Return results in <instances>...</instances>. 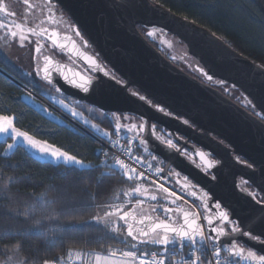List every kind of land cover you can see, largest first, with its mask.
<instances>
[{
    "label": "snow or ice",
    "instance_id": "1",
    "mask_svg": "<svg viewBox=\"0 0 264 264\" xmlns=\"http://www.w3.org/2000/svg\"><path fill=\"white\" fill-rule=\"evenodd\" d=\"M24 3L33 12L37 7L39 8L43 17L40 23L46 26L37 30V26H28L24 20L18 21L16 19L17 13L11 11L7 4L0 0V13L4 14L0 18V41L3 42L0 44V65H10L13 69H16L17 66L9 55V49L13 45L25 48L28 44H34L33 68L32 71L26 73L31 78L29 83H32L34 87H39L40 85L35 79L39 77V80L50 86V90L63 94L57 83L58 80L62 79L65 84L82 94L80 99H86L91 105L98 106V108H89L85 111H98L100 117L104 119L111 117V120L115 121L113 131L126 130L132 133L131 140L136 144L137 149L143 146V152L148 153L151 157L150 161H146L143 156L135 155L131 144L125 147L119 144L118 141L112 142L111 133L104 131L96 124H92L91 127L95 128L97 132H102L103 137L108 138L109 147L116 149L119 154L110 156L107 148H98L95 154L98 158L103 157L101 163L95 166L86 164L84 160L78 159L76 155H70L69 152L58 147L36 141L27 131L17 127L18 117L15 114H5V110L0 109V142L6 145L4 155L9 159L16 151L26 147L37 154L44 163L54 164L57 168L63 165L70 171L99 172L100 175L96 178L97 184L103 183L105 178L113 176L117 172L123 178V182L129 184V189L123 191V196L127 199L122 200L121 203L105 202L99 205L95 204L93 199L88 206L98 208L99 211L89 221L80 222L82 228H90L94 225L102 226L99 229L100 231L105 234L111 233L112 239H119L126 246L125 249L106 250L107 254L103 258L97 255L96 264H241L242 261L245 264H253V262L254 264H264V254L246 250V247L240 243L242 237L264 243V239L261 238L264 236V187L261 188L260 192L247 193L254 202L252 205L253 213L249 216H241L227 202L222 204L220 198L215 196V186H210V181L206 178L204 187L208 188V191L191 184L187 176L183 177L184 183L179 185L182 192L200 202L198 207L202 211H183L181 213L178 209L165 205L163 201H168L169 205H175L177 200L182 197L177 196L175 191L165 187L163 182L157 184L156 181L149 180L153 164L163 163V160H157V156L153 153H159L164 159L176 162L177 167H179V155L187 156L189 153L186 147H178V144L174 142V134L169 133L164 134L168 137L167 139L157 136L156 140L159 143L150 148L149 141L153 133L156 132V124L150 123V121L159 120L160 117L157 113L172 117L173 111L167 109L172 108L173 105L167 100L161 99L159 89L152 84H142V91L132 90L128 85L119 87L118 85L122 81L117 80L114 73L110 76V73L98 62L99 53L90 55L80 51L76 39L85 48L91 46L81 34L80 28L75 26L76 21L69 22L63 19V11L60 7L61 0H43V3L38 6L29 4V0H24ZM113 3L115 4V0H113ZM115 7L118 10L123 9L129 13L135 12L137 14L155 11L154 8L149 6L148 0H123L122 3L115 4ZM184 20L186 23L161 17L154 22L141 21V27H144V36L148 41L165 45L167 49H172L175 42L158 39V37L167 36L165 28H170L184 35L185 39L192 45L193 51L204 59L208 69L206 71L203 67H198L196 71L206 78L209 84L224 88L227 94L231 95L232 90L236 87L235 84L227 85V81L231 77L232 65L229 63L218 64L205 58L202 55V45L205 43L204 34L194 27L195 21H187V17ZM146 23H152L153 26L147 28L145 27ZM160 23L164 26L156 27V24ZM61 31L66 33L63 37H61ZM68 32L71 35H68ZM73 37L76 39H73ZM61 40L65 42H60ZM46 41H50L51 47L58 48L61 53H74L81 63L70 68L67 65H61L59 61L54 62L51 56L42 52ZM67 42L71 43V48L68 47ZM229 56H231V53H229ZM68 58L73 64L76 63L72 56ZM171 59L176 60V57L172 56ZM189 67L192 66L189 65ZM259 67L264 69V64ZM0 71H3V68H0ZM69 72L72 73L71 76L67 74ZM97 73H102V76L97 75ZM222 73L224 78L217 79L216 77ZM109 76L110 79H104V77ZM112 81H116V83L113 84ZM132 83H136V81L132 80ZM241 86L245 87V91L252 95L260 105L264 106V72L261 73L258 93L255 89ZM23 99L31 102L34 107L36 106L35 97L31 92H28ZM56 103L63 105L72 117L82 118L83 113L77 111L79 100H77L76 106H70L64 103L63 100L56 101ZM241 103L244 108L254 113V117L248 116L247 118L259 131L261 142L259 157L253 156L251 158L253 163L259 166L261 174L264 176V110L258 109L257 105L253 104L252 100L247 97H244ZM109 106L113 109L112 111H101ZM42 110L47 111V109ZM8 111L10 112V110ZM126 112L128 115H125ZM135 113L139 115H133ZM51 114L49 112V115ZM145 115L148 116L147 120L144 119ZM245 115L247 116V113ZM176 118L179 119V117ZM132 120L136 122L131 123ZM122 121L126 123H122ZM89 123L88 120H84V124ZM182 123L189 127L192 126L188 119H184ZM164 146L173 150L172 153L169 154ZM195 151L193 149V152ZM197 154L201 160L205 159L204 152H198ZM141 165L146 166L148 175H146L144 168L140 167ZM3 166L7 168L19 167V165L11 163H6ZM213 167L215 165L208 161L203 170L214 181L216 180V174L210 171ZM248 167L251 168L252 165L250 164ZM162 172L164 173L163 178L161 177ZM155 173L158 180L171 179L173 175L171 171L165 172L161 167H156ZM0 176H3L2 172H0ZM175 176L179 177L180 173H175ZM7 179L9 180V186L17 182L16 177H7ZM145 182L151 184V191H149V188L144 187ZM243 183L247 185L248 182L245 180ZM190 188L191 191H189ZM197 192L200 193L199 196H197ZM210 192L213 195H210ZM133 199H135L134 205ZM145 200L156 203L150 204L149 209H143L142 206ZM55 203V201L52 202L53 205ZM129 205H132V207H129ZM137 209H141L139 214L136 213ZM72 211H75V209H72ZM8 215L16 219H23L26 224L25 229L15 233L16 236L25 234L44 235L47 226L46 221L58 219L51 212L46 215L37 214L35 205H25L15 212L9 211ZM71 230V228L64 229V231ZM258 230L259 234H256ZM4 231L6 235L12 234L10 228ZM152 245L158 246L155 251L150 250L149 246ZM22 247V241L17 240L14 242L12 245L13 255L17 256ZM185 247L189 250L187 255L182 252ZM174 255H180L181 259L174 261L172 259ZM24 264H29V262L25 260ZM41 264H59V259H45L41 261Z\"/></svg>",
    "mask_w": 264,
    "mask_h": 264
},
{
    "label": "trees",
    "instance_id": "2",
    "mask_svg": "<svg viewBox=\"0 0 264 264\" xmlns=\"http://www.w3.org/2000/svg\"><path fill=\"white\" fill-rule=\"evenodd\" d=\"M151 1L195 21L255 63L264 64V0ZM62 11L67 15L63 9ZM166 33L167 36L174 37ZM174 38L180 42L176 37ZM152 44L163 54H167L163 46ZM31 48L29 61L15 60L16 69L10 65H0V68L43 98L39 90L40 86L34 87L32 83H29L26 75L33 68L34 45H31ZM22 66L24 72L20 70ZM37 79L39 77H36ZM41 82V85L43 83L47 85L44 81ZM25 95L27 92L21 86L0 72V109H4L5 114H15L18 117L17 127L27 131L37 141L58 147L69 152L70 155H76L86 164L98 163L99 159L95 151L99 143L93 136L64 117L61 121L47 117L30 102L24 100ZM35 100L39 101L36 98ZM90 119L101 129L111 133V138L115 136L111 120L97 116H90ZM89 131L108 140L102 133ZM5 148L6 145L0 142V172L3 173V176H0V213H2L0 215V258H5L12 251V245L17 240L22 241L23 244L19 255L29 264H41V261L45 259H59V262H63L68 257V253L73 250L94 255L107 253L106 250L109 249L126 247L119 239H112L111 233L105 234L100 231L102 226L82 228L80 223L89 221L99 211L98 208L88 206L93 199L97 205L105 202L121 203L122 200L127 199L123 196V191L129 189V184L123 182L119 172L105 178L103 183L97 184L96 178L100 175L99 172L70 171L63 165L57 168L54 164H46L43 160L34 157L26 148L16 151L9 159L4 155ZM133 152L138 153L135 148ZM6 163L19 165V167L7 168L3 166ZM7 177H16L17 182L9 186ZM53 201L56 202L54 205ZM134 202L135 199H133V205ZM25 205H35L37 214L46 215L51 212L58 219L46 221L44 235L16 236L15 233L25 229L26 224L23 219L13 218L8 215V212H15ZM8 228L12 230L11 235L5 234L4 230ZM65 228L72 230L64 231ZM149 248L157 249L153 246Z\"/></svg>",
    "mask_w": 264,
    "mask_h": 264
},
{
    "label": "water",
    "instance_id": "3",
    "mask_svg": "<svg viewBox=\"0 0 264 264\" xmlns=\"http://www.w3.org/2000/svg\"><path fill=\"white\" fill-rule=\"evenodd\" d=\"M122 2L123 0H115V4ZM148 3L151 8L155 9L154 12L148 11L143 14H137L135 12L129 13L123 9L118 10L113 0H61L60 7L67 13L72 21H76V25L87 37L100 57L109 66L111 72L119 76L121 79L119 80L122 81V83L118 85L119 87L128 85L131 88L142 91V84L154 85L159 89L161 99L167 100L173 105L172 108L167 110L173 111L175 117L188 119L195 128L184 125L175 117H167L158 113L157 115L160 117L159 120L154 119L151 120L150 123H158L173 132H175L177 126L184 128V130L178 132L188 135L189 138H192L200 145L206 147L222 162L221 172L218 174L217 181L215 182L210 180L198 165L185 161L180 155L179 167H177V163L174 162L175 168L201 187H204L206 178L210 181V186H215V196L220 198L222 204L227 202L235 208L241 216L252 215L254 210L252 205L254 202L251 196L247 195L246 192L239 188L237 180L239 176L244 178L259 192L261 188L264 187V176L261 174V169L257 164L253 163V159L251 158L253 156L259 157L261 142L259 131L247 118L248 116L254 117V115L231 100L221 91L209 84L201 82L182 70L146 39L144 34L140 31L141 21L154 22L161 17H165L169 20L175 19L179 20L181 23H186L184 17L172 12L161 4L151 0H148ZM187 21L192 20L187 19ZM152 26V23L145 24L147 28H151ZM163 26L162 23L156 24L158 28ZM194 27L205 36V43L202 45V55L218 64L229 63L232 65L231 77L228 79L227 83L231 85L235 84L236 88L246 95L249 100H252L253 104H256L258 109L264 110V106L260 105L252 95H249V93L245 91V87L241 86L244 85L249 89H255L258 93L261 73L264 72V69L259 67V64L233 49L222 38L207 28L197 23H195ZM165 32L170 33L176 37L177 40L182 42L186 48V52L196 59L201 67L206 71L208 70L204 63V59L201 58V55H197L196 52L193 51L192 45L185 39L184 35L170 28H165ZM76 44L80 51L89 54L77 42ZM229 53H231V56H229ZM70 54L75 57L74 53ZM55 61L56 60H54V62ZM78 61L81 63L80 60ZM59 63L61 65H67L70 68L74 67L61 62ZM0 72L21 86L27 93L31 92L33 97L39 101L48 103L37 93L30 90L4 71ZM67 74L69 76L72 75L71 72ZM81 74L83 75L84 73ZM97 75L102 76V73H97ZM110 76L104 77V79H110ZM216 78L223 79L224 74L222 73ZM132 80H135L136 83H132ZM57 83L61 88V93H63L61 95L98 108V106L91 105L88 100L80 99L82 94L77 92L73 87L65 84L62 79L58 80ZM112 83L115 84L116 81H112ZM142 94L144 93L142 92ZM52 109L56 110L66 120L80 129L87 133L89 132L69 116L58 111L54 107H52ZM112 110L113 109L109 106L101 111L110 112ZM245 113H247V116ZM125 114L128 113L126 112ZM133 115L139 114L135 113ZM144 119L147 120L148 116L145 115ZM212 136L227 143L231 147L233 154L243 157L253 165V167L249 168L238 164L234 160L229 149L227 150L216 139H213ZM157 143H159V141L152 135L149 141L150 148ZM164 147L169 154L172 153L173 150L168 149L166 146ZM155 154L164 159L159 153L155 152ZM168 161L169 165L166 168L172 164L171 160ZM166 168L164 169L165 172H167ZM161 175L163 177L164 173L162 172ZM204 189L208 190L206 187H204ZM184 211L197 210L187 209ZM256 234H259V230ZM261 238L264 239V236ZM240 241L258 254H264V243L251 240L248 237H242Z\"/></svg>",
    "mask_w": 264,
    "mask_h": 264
},
{
    "label": "flooded vegetation",
    "instance_id": "4",
    "mask_svg": "<svg viewBox=\"0 0 264 264\" xmlns=\"http://www.w3.org/2000/svg\"><path fill=\"white\" fill-rule=\"evenodd\" d=\"M3 2H5L8 6V8L13 11V12H16L17 13V17L16 19L18 21L20 20H24L28 26H37V30H39L40 27H44L46 25H43L40 23V21L43 19V17L41 16V13L39 11V8L37 7L36 10L33 12L31 9H29L26 4L24 3V0H3ZM14 3V4H13ZM43 3V0H29V4H32L34 6H38V5H41ZM2 15H4L3 13H1ZM59 18V17H58ZM63 19L66 20V21H69L71 22L72 20L66 15L63 13ZM76 27H78L76 24H75ZM61 37H63L66 33L61 31ZM68 35H71L70 32L67 33ZM81 34L84 36V38L86 40L87 37L83 34V32L81 31ZM35 39V38H33ZM73 39H76L75 37H73ZM60 42H65L63 40H61ZM76 42L89 54L91 55H95L97 53V51L94 49V47L90 44V42L88 41L89 45L91 47H88V48H85L83 45L80 44L79 40L76 39ZM68 44V47L71 48L72 45L70 42H67ZM31 45H34V44H28L27 47H25L26 49L28 47H30ZM185 46L184 47H178V51L179 52V55L181 57V60L177 61V60H172L171 57L168 55V54H165V56L167 58H169L173 63H175L177 66H179L182 70H184L185 72H187L188 74H190L191 76H193L194 78L200 80L201 82H204L206 84H209V82H207V80L198 72L196 71V69L198 67H201V65L198 63V61L196 59H194L193 57H191L187 52H186V48ZM42 52L45 54V55H49L51 56L54 60L56 61H59L61 63H64V64H68V65H71V66H74L76 67L77 65L80 64V62L72 56V54L68 53V52H65V53H61L59 51L58 48H52L51 47V43L50 41H46L45 44H44V49H42ZM27 53V52H26ZM34 53V52H33ZM25 54V51L24 53ZM168 55V56H167ZM69 56H72L73 57V60L76 61L75 64L72 63V61L69 60ZM16 58V57H14ZM24 57L23 56H20L18 58L17 61H23ZM17 59V58H16ZM15 60V59H14ZM97 60L99 63L102 64V66H104V68L110 73V74H113V72H111V70L109 69V66L105 63V61L100 57H97ZM189 65H191L192 67L190 68ZM79 69V68H77ZM20 70H22L24 72V67H20ZM115 74V73H114ZM116 75V74H115ZM116 78L119 80V76L116 75ZM121 80V79H120ZM210 86H213L214 88H216L217 90L221 91L223 94H225L227 97H229L231 100H233L234 102H236L237 104H239L241 107L242 106V103L241 101L243 100L244 97H247L246 95H244L238 88L235 87V89L232 90V94L231 95H228L227 92L225 91L224 88H221V87H218L214 84H209ZM228 86H231V84L227 83ZM132 90H137V89H134V88H131ZM239 98V99H238ZM248 98V97H247ZM249 99V98H248ZM90 106V105H89ZM92 107V106H91ZM95 108V107H93ZM244 108V107H243ZM246 109V108H245ZM247 111H249L250 113H252L249 109H246ZM254 115V113H252ZM172 117H175L174 115ZM176 118V117H175ZM180 122H182L184 119L183 118H179L178 119ZM133 121V122H132ZM131 123H135L136 121L135 120H132ZM153 124H156V132L153 133V137L156 139L157 136H160V137H163L164 139H167L168 137H166L164 134L165 133H169V134H174L175 136V140L174 142L178 144V147L180 148H184L186 147L187 150H188V153L189 155L187 156H184V155H180L182 156L185 161L189 162V163H192L194 165H198L201 170L204 169V166L206 164V162L208 161H211L213 163V165H215V167H213L210 171L214 174H216V180L217 181V177H218V174H220L221 172V167H222V162L221 160L214 154L212 153L210 150H208L206 147H204L203 145H200L198 142H196L195 140H193L192 138H189L188 135H185V134H182L178 131L180 130H184V128H180V126H177L175 128V132L171 131L170 129H167L166 127L158 124V123H153ZM193 127L195 128V126L190 123ZM188 126V125H186ZM200 131V130H199ZM146 134V133H145ZM131 136L132 134H127V141L132 145V147L136 144H134L131 140ZM213 139H216L220 144H222L227 150L229 149L230 153L232 154L234 160L242 165V166H247L250 165V163L245 160L243 157L239 156V155H235L232 153L231 151V147L223 142L221 139H218L216 138L215 136H212ZM222 141V143H221ZM140 149V152L141 154L143 155L144 158H147L149 159V161L151 160V157L149 156L148 153H145L143 152V146H140L139 147ZM193 149H195L196 151L193 152ZM198 152H204L205 153V159L204 160H201L198 156ZM153 155H156L157 156V160H163V163L162 164H157V165H153V169H155L156 167H161L163 169H165L168 165H169V161L168 160H165L163 159L162 157H160L159 155L155 154V152L153 153ZM237 157H239V159H237ZM148 161V160H147ZM175 163L172 161V164H170V166L167 169V172L168 171H171V173L173 174L172 175V178L171 179H167V178H164L165 180H167L168 182H170L176 189H178L180 191V193L177 194V196H180L182 197L183 200H185L187 203L185 202H176L175 205H167V206H171L173 207L174 209H178L180 212L184 211V210H187V209H195V207H197L199 209V211H202V209H200L198 207L199 205V201L198 200H195L193 197H190L188 196L186 193L182 192L181 188L179 187V185H182L184 183V179L183 177L186 176L184 174H182L181 172H179L176 168H175ZM253 167V165H252ZM251 167V168H252ZM204 171V170H203ZM175 173H180V176L179 177H176L175 176ZM204 173L206 174V176L211 180V176L204 171ZM162 176V175H161ZM188 177V176H187ZM163 178V177H162ZM163 179V180H164ZM188 180L191 182V184L193 185H197L199 188H203L204 187H201L199 186L198 184H196L194 181H192L189 177H188ZM213 181V180H212ZM243 181H245L244 178L242 177H238V185H239V188L241 190H243L244 192L248 193V192H259L251 183H249L247 180V185H245L243 183ZM166 187H168L166 185ZM169 188V187H168ZM172 191H174L173 189H171ZM192 189L190 188L189 191H191ZM204 191H208L207 189H204ZM199 192H197V196H199ZM210 195H213L211 192H210ZM156 203V202H155ZM211 203V202H210ZM192 206V208H191ZM143 209H149V205L148 207L143 205L142 206ZM141 211V209H137L136 210V213L139 214ZM240 243L242 244V246H245L246 247V250H251L250 248H248L244 243H242L240 241ZM153 247L157 248L158 246H155V245H152ZM253 251V250H252ZM258 254V253H257Z\"/></svg>",
    "mask_w": 264,
    "mask_h": 264
},
{
    "label": "rangeland",
    "instance_id": "5",
    "mask_svg": "<svg viewBox=\"0 0 264 264\" xmlns=\"http://www.w3.org/2000/svg\"><path fill=\"white\" fill-rule=\"evenodd\" d=\"M3 15L0 13V18H2ZM140 31L144 34V29H141L140 28ZM158 39H167V40H170V41H174V47L172 49H167L165 45H160V46H163L165 49H166V52L167 54L172 57V56H175L176 57V60L179 61L181 60V57L179 55V52L178 51V47L180 49V47H184V44L183 43H180V42H177L176 39L174 37H169V36H161V37H158ZM0 43H3L2 41H0ZM156 44V43H155ZM158 45V44H157ZM185 49V48H184ZM31 46L28 47L27 49L26 48H20L18 47L17 45H13L11 47V49H9V55L12 57V60L13 62H15V60H18V58L20 56H23L24 60H28L29 61V57H30V54H31ZM186 50V49H185ZM25 51V54H23ZM27 52V53H26ZM16 57V58H14ZM15 59V60H14ZM17 62V61H16ZM29 68V67H27ZM29 79H31L30 77H28ZM36 79V78H35ZM39 85H40V92L43 94V98L48 100V103H43L41 101H37L35 100V107L37 109H39L43 114H45L47 117L51 118V119H54L56 121H61L62 120V115L60 113H58L56 110L52 109V107H54L55 109H57L58 111L60 112H64V114L68 115L71 119H73L74 121H76L79 125H81L84 129L86 130H92L93 132L97 133V134H101L102 132H97L95 128L91 127L92 124H95L93 123V121L90 119V116H97L99 118H102L100 117V114L98 111H85V109H89V108H93L87 104H84V103H80L79 102V106L77 107V111L79 112H82L83 113V116L82 118H75V117H72L69 113H68V110L65 109L63 107V105L61 104H58L56 103V101H59V100H63L64 103L66 104H69L70 106H76L77 104V100L75 99H69L65 96H60L59 94H56L55 92L51 91L50 90V87L45 85L44 83L41 85L40 83H42L39 79H37ZM26 96V95H25ZM29 102V101H28ZM31 103V102H30ZM32 104V103H31ZM50 105V106H49ZM42 109H47V111H43ZM49 112H51L52 114L49 115ZM125 115H128V114H125ZM109 120H111V117L107 118ZM84 120H88L90 123L89 124H84ZM112 123H113V127L115 125V121L114 120H111ZM131 122V121H130ZM133 122V121H132ZM122 123H126L124 121H122ZM88 130V131H89ZM86 132V131H85ZM90 132V131H89ZM114 133H118V132H114ZM121 133V135L125 134V135H129V134H132V133H129L127 132L126 130L124 131H121L119 132ZM115 134V135H116ZM37 141V140H36ZM40 142V141H38ZM43 144V142H40ZM26 148V147H25ZM133 148H135L137 150V154L135 152L136 155H140V156H143L140 152V149H137V146H133ZM26 150L31 154L33 155L34 157L42 160L37 154H35L31 149H27ZM146 161L149 159L145 158ZM155 164V163H154ZM153 164V165H154ZM157 165V164H155ZM154 167V166H153ZM164 182L166 183V185L171 189H173L177 194L180 193V191L178 189H176L170 182H168L167 180L164 179ZM144 187L146 188H149V191L152 190L151 188V184L148 183V182H145L144 183ZM172 191V190H171ZM178 202H185L187 203L185 200H183L182 198L177 200ZM135 203V202H134ZM163 203L165 205H169L168 204V201H163ZM150 204H155V202H152V201H148V200H145V203L144 205L148 207V205ZM192 208V206H191ZM196 210V209H194ZM125 249V248H124ZM151 250V249H150ZM156 249H153L151 251H155ZM252 251V250H251ZM104 256L107 254V253H102ZM101 254V255H102ZM92 256H94L93 254L91 253H85V252H82V251H78V250H73V251H70L68 253V257L63 261V262H59V264H90L91 262V259H92ZM11 257V259H9ZM0 264H24V259L21 258V256L18 254L17 256H14L12 251L6 255L5 258H0Z\"/></svg>",
    "mask_w": 264,
    "mask_h": 264
},
{
    "label": "built area",
    "instance_id": "6",
    "mask_svg": "<svg viewBox=\"0 0 264 264\" xmlns=\"http://www.w3.org/2000/svg\"><path fill=\"white\" fill-rule=\"evenodd\" d=\"M91 136H93L97 141H98V143H99V147L98 148H102V147H105V148H107L108 149V151H109V155L111 156V155H118L119 154V152L116 150V149H111L110 147H109V143H108V140L107 139H103V138H101V137H99V136H97V135H95V134H93V133H91V132H88ZM111 140H112V142H119V144H122V145H124L125 147H127L130 143L127 141V135H125V134H123V135H121V133H117L114 137H112L111 138ZM132 146V145H131ZM97 148V149H98ZM96 149V150H97ZM132 149H133V147H132ZM95 153H96V151H95ZM99 159V161H98V163L97 164H95L94 162H90L89 164H91V165H99L100 163H101V161L103 160V157H99L98 158ZM141 168H144V170H145V173H146V175H148V169L146 168V166L145 165H141L140 166ZM162 177V176H161ZM149 180H151V181H156V183L158 184V183H160V182H163L164 184H165V187H166V183L164 182V180L162 179V180H158L157 179V177H156V173H155V169H152V171H151V174H150V176H149ZM195 209L197 210V211H199V209L197 208V207H195ZM188 248L187 247H185L183 250H182V252H183V254L184 255H187L188 254ZM102 253H95L94 254V259H93V264H96V256L97 255H99L101 258H103L104 257V255L102 254ZM172 259L174 260V261H179L180 259H181V256L180 255H174L173 257H172ZM241 264H245V262H241ZM254 264V263H253Z\"/></svg>",
    "mask_w": 264,
    "mask_h": 264
},
{
    "label": "crops",
    "instance_id": "7",
    "mask_svg": "<svg viewBox=\"0 0 264 264\" xmlns=\"http://www.w3.org/2000/svg\"><path fill=\"white\" fill-rule=\"evenodd\" d=\"M93 259H94V256H92V259H91V262H90V264H93Z\"/></svg>",
    "mask_w": 264,
    "mask_h": 264
}]
</instances>
